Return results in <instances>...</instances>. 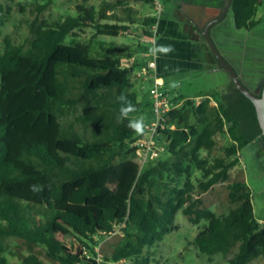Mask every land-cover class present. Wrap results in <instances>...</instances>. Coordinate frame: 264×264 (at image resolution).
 <instances>
[{"label":"trees","instance_id":"trees-1","mask_svg":"<svg viewBox=\"0 0 264 264\" xmlns=\"http://www.w3.org/2000/svg\"><path fill=\"white\" fill-rule=\"evenodd\" d=\"M49 1L35 0L37 14L46 11ZM86 2L77 6L76 15L35 19L26 45L4 36L11 8L0 4V264H8V242L14 239L46 247L47 256L61 264H91L82 258V249L96 255L95 248L116 230L122 240L108 262L161 264L150 250L179 230L180 212L195 225L206 222L192 241L200 253L230 255V264L264 256V222L254 216L245 183L228 185L226 213L208 209L203 201L204 194L229 181L244 148L264 145L255 107L232 79L227 91L204 94L199 105L196 97L176 96L156 139L158 144L165 139L167 157L149 159L143 167L133 163L104 182L108 166L94 163L119 148L128 150L140 135L129 127L142 111L139 96L126 91L132 74L121 67V59L137 50L102 47L99 63L92 64L91 44L71 37L89 27L97 36L118 37L129 29L128 22L134 23L133 9L118 0L127 14L121 18ZM259 4L232 1L238 30L254 27ZM156 21L148 15L138 25L150 35L146 27ZM263 86L264 78L258 96ZM212 101L216 106H210ZM219 134L232 142L218 157L213 152ZM22 264L45 263L30 254Z\"/></svg>","mask_w":264,"mask_h":264},{"label":"rangeland","instance_id":"rangeland-1","mask_svg":"<svg viewBox=\"0 0 264 264\" xmlns=\"http://www.w3.org/2000/svg\"><path fill=\"white\" fill-rule=\"evenodd\" d=\"M122 1L127 3L124 6L129 5L133 9L134 23H131L132 21L127 23L129 29L134 27L132 29L133 31H141L138 33V36L142 37V28L138 25V22L141 18L150 15V10L153 7L146 3H139L133 0ZM34 2L35 0H16L15 2L0 0V4H3L6 9L11 8V16L4 27V36H10L15 44L26 45L28 43L32 38L30 26L35 19L41 20L46 18L48 20H55L67 15H76L77 6L84 4V0H50L46 11L37 14ZM117 2L118 0H87L86 4L87 6H93L97 11L108 12L110 14L109 16L118 15L121 18H127L124 7ZM111 22L114 23L113 20ZM254 22L252 29L238 30L234 25L232 13L228 12L223 20V25L226 27L224 31L226 30L227 32L225 36L227 41L219 42V44L231 50L230 59L236 67V70L239 71L243 82L254 92H259L261 82L264 78V0H260ZM71 40L90 43L93 54L90 63L98 64L100 57L97 52H100L102 47L125 49L136 38L125 35L118 37L97 36L95 29L89 27L79 32L78 36H72ZM3 47V38H0V53L3 51ZM221 49L224 52L226 50L224 48ZM220 70L222 71L220 72ZM220 70L199 72L189 69L170 74L166 77L168 85L171 90L175 87V89L180 91H171L170 93L174 97L181 94L195 97L197 95H204L205 93L215 94L225 92L231 86L227 87L225 85V79L229 76V73L224 68H220ZM151 87L152 83L150 81L136 79L132 75L131 81L126 89L127 92H136L139 96L142 111L135 115L132 121L142 118L143 126L149 125L153 120L149 116L147 112L148 106L145 104L149 101V97H151L149 93ZM203 98V96L195 98L197 105L201 104L204 100ZM182 103L179 102V105H182ZM210 106H216V102L212 101ZM216 138L217 147L213 152V156L219 157L223 155V147L228 146L232 141L227 134H219ZM161 140L162 143L158 144L160 148L164 147L165 139L163 138ZM141 155V151L128 152L125 148H119L116 153L110 154L96 161L94 164L104 167L108 166L109 172L103 178L106 183L111 180H109L110 177L113 178L116 173H121L124 168L131 164H142ZM240 156V165L231 172L229 181L216 185L208 193L203 195L204 206L218 214L226 213L229 210L228 185L233 182H243L252 194L254 216L258 222L262 223L264 222V145L261 142H256L252 146L244 148ZM160 157H167L164 148ZM193 171L195 178L199 177V171L195 168ZM100 181L101 178L96 179V184H99ZM155 192L161 193V190L156 189ZM204 223L206 222L195 225L180 212L176 219L179 230L168 234L162 242L150 250L154 254L153 259L161 264H230L228 261L230 255L225 257L221 254H216L210 257L200 253L192 245V241ZM121 240L122 234L117 231L105 237L100 243L99 252L103 258L102 264H136L133 259L121 260L117 263L107 261V257L111 256L115 247L121 243ZM67 248L69 249L70 246L67 245ZM30 254L37 255L45 264H61L47 256V250L44 246L28 244L22 239H14L8 242L6 252L8 264H22L23 260ZM90 258L93 261L91 264H98L95 256L91 255ZM249 264H264V256L255 259Z\"/></svg>","mask_w":264,"mask_h":264},{"label":"crops","instance_id":"crops-1","mask_svg":"<svg viewBox=\"0 0 264 264\" xmlns=\"http://www.w3.org/2000/svg\"><path fill=\"white\" fill-rule=\"evenodd\" d=\"M162 1L164 11L157 31L158 71L164 79L166 90L180 92L175 87L171 90L166 80L168 75L189 69L199 72L220 70V66L217 64L211 51H209L208 45L202 36V31L212 19L220 15L228 0ZM152 13L153 8H151L149 14L151 15ZM213 26L210 32L214 42L217 43V47L221 50L226 60L236 69L230 59L231 50L219 44V42L227 41L225 38L227 32L226 30L224 31L226 27L223 25V21ZM161 45L170 46L171 50L167 52L160 51L159 46ZM126 47L130 49L135 48L138 52L144 48L143 45H139L138 40H134L132 44ZM221 48L226 49L225 52ZM230 84L231 77L229 75L225 79V85L229 87ZM202 96L204 95H197L195 97ZM188 97H192V95H188ZM145 104L148 106L147 112L151 116V97H149V101Z\"/></svg>","mask_w":264,"mask_h":264},{"label":"built area","instance_id":"built-area-1","mask_svg":"<svg viewBox=\"0 0 264 264\" xmlns=\"http://www.w3.org/2000/svg\"><path fill=\"white\" fill-rule=\"evenodd\" d=\"M149 1L150 5L153 7V13L151 16L157 18L155 24L146 27V31L151 34L146 35L143 29L142 37L138 36V33L141 31L135 32L132 29L121 31V35L134 37L138 40L139 45L144 46L142 51H136L130 57H123L121 59V67L129 69L136 79L151 81L152 83L149 93L151 96V114L153 120L149 125H146L143 128L137 139L127 144L128 150H133L134 152L141 151V159L143 163L139 165L140 167H143L149 159L157 158L161 154L164 147L160 148L158 146L156 140L158 131L160 128H164V116L176 106L173 101L175 98L174 95L166 90L164 79L160 76L158 71L159 56L157 50V31L163 16L164 4L162 0ZM117 231L119 232V230H116L115 232ZM99 251V246H97L95 248L96 255H93L83 248L82 258L85 257L88 260H92L90 257L93 255L98 264H102L103 258Z\"/></svg>","mask_w":264,"mask_h":264},{"label":"water","instance_id":"water-1","mask_svg":"<svg viewBox=\"0 0 264 264\" xmlns=\"http://www.w3.org/2000/svg\"><path fill=\"white\" fill-rule=\"evenodd\" d=\"M233 0H228L227 4L221 11L220 15L214 19H212L202 31V36L204 37L209 49L215 56L216 60L218 61L220 68H224L229 73L232 81L234 82L236 88L245 96L247 97L254 105L257 119L262 130V135L264 137V86L262 88L261 96H258L252 90H250L242 81L240 75L236 71V69L226 60L222 52L217 47L216 43L214 42L211 36V28L213 25L223 21L225 15L230 10Z\"/></svg>","mask_w":264,"mask_h":264},{"label":"clouds","instance_id":"clouds-1","mask_svg":"<svg viewBox=\"0 0 264 264\" xmlns=\"http://www.w3.org/2000/svg\"><path fill=\"white\" fill-rule=\"evenodd\" d=\"M159 50L160 51H164V52H167V51H170L171 48L170 46H159ZM118 99L123 102L125 101V97L124 96H120L118 97ZM128 107L130 108L131 107V104L129 103L128 104ZM127 114V109L126 108H122L121 109V116H125ZM129 127H131L133 130L137 131V132H140L143 130V119L141 118L140 120H136V121H132L129 123Z\"/></svg>","mask_w":264,"mask_h":264},{"label":"flooded vegetation","instance_id":"flooded-vegetation-1","mask_svg":"<svg viewBox=\"0 0 264 264\" xmlns=\"http://www.w3.org/2000/svg\"><path fill=\"white\" fill-rule=\"evenodd\" d=\"M256 94H259L260 93V90H259V92H255Z\"/></svg>","mask_w":264,"mask_h":264}]
</instances>
